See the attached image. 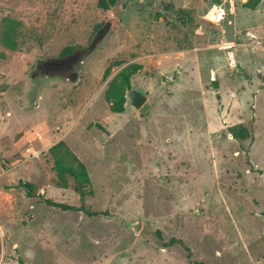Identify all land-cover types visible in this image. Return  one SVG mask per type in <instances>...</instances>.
Masks as SVG:
<instances>
[{
	"label": "rangeland",
	"instance_id": "374dc122",
	"mask_svg": "<svg viewBox=\"0 0 264 264\" xmlns=\"http://www.w3.org/2000/svg\"><path fill=\"white\" fill-rule=\"evenodd\" d=\"M98 1L0 0V264H264V0ZM66 47L56 77L35 69ZM129 64L147 101L113 114ZM60 141L93 196L59 184Z\"/></svg>",
	"mask_w": 264,
	"mask_h": 264
},
{
	"label": "trees",
	"instance_id": "16d2710c",
	"mask_svg": "<svg viewBox=\"0 0 264 264\" xmlns=\"http://www.w3.org/2000/svg\"><path fill=\"white\" fill-rule=\"evenodd\" d=\"M118 0H99L98 8L102 10H109L113 7ZM262 0H246L243 4V8L254 11L260 5ZM104 37V30L92 40L88 47L78 49L80 52H86L88 55L94 51L101 40ZM3 46L10 52H14L16 47L13 38L10 34L6 33L3 38ZM74 47H66L62 53L61 58L63 61H49L39 60L35 65L36 70H42L49 73L48 77H56V74L48 72L51 67L58 69L64 66L72 65L79 58L80 52ZM123 63L120 61L112 62L104 71L103 79H106L111 70L114 67H120ZM79 69V68H78ZM142 70V66L139 64H129L121 69L116 76L110 81L105 91V101L108 104L109 111L113 114H122L125 110L126 94L130 90L131 79L134 75ZM79 74L77 72L72 73L68 80L70 82H77L79 80ZM233 130V129H232ZM49 153L53 159L54 170L57 173L58 182L63 187H66L68 178H72L74 186L79 195L84 197H91L94 195V191L91 188V180L88 171L84 164L67 148L64 142L60 141L49 150ZM22 187L26 190L28 197H34L33 186L29 183H21ZM47 205L57 207L63 211L73 212H86L89 216L98 215V213H92L86 211L84 207H72L64 204H54L48 200L45 201ZM22 264V262H20Z\"/></svg>",
	"mask_w": 264,
	"mask_h": 264
},
{
	"label": "water",
	"instance_id": "95a60500",
	"mask_svg": "<svg viewBox=\"0 0 264 264\" xmlns=\"http://www.w3.org/2000/svg\"><path fill=\"white\" fill-rule=\"evenodd\" d=\"M175 78L176 77L174 76L173 79ZM128 97L130 100V105L136 109H140L147 101V96L138 90H131L128 92ZM260 216L264 219V211L260 213ZM131 228L135 233H137L140 228V223L132 224Z\"/></svg>",
	"mask_w": 264,
	"mask_h": 264
}]
</instances>
